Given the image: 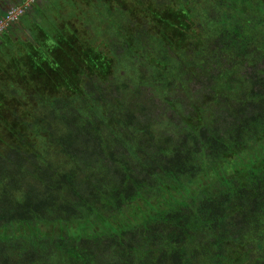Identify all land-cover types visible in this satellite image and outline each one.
<instances>
[{
    "label": "trees",
    "instance_id": "1",
    "mask_svg": "<svg viewBox=\"0 0 264 264\" xmlns=\"http://www.w3.org/2000/svg\"><path fill=\"white\" fill-rule=\"evenodd\" d=\"M51 2L0 36V264H264V0Z\"/></svg>",
    "mask_w": 264,
    "mask_h": 264
},
{
    "label": "crops",
    "instance_id": "2",
    "mask_svg": "<svg viewBox=\"0 0 264 264\" xmlns=\"http://www.w3.org/2000/svg\"><path fill=\"white\" fill-rule=\"evenodd\" d=\"M52 2H53V0H52ZM13 3H16V0H3L2 4H1L2 8L0 9V11H2L5 15L6 12L13 6ZM49 7H51V6H49V4L46 1L45 2L41 1L39 3V5H37L29 13V19L30 20L27 24L28 28L25 29L22 27V29H16L15 33L13 34L14 38L16 40H18L20 38H24V40H26V41H32L36 35L35 24H44L46 22L45 19L48 18L46 16V12H48ZM54 12L55 11L53 10L51 13V11L49 10V13H50L49 17L52 15V17L55 21V19H57V17L55 15H57V14H55ZM52 17L50 18V21H48V25H47L48 27L50 26V22L53 23Z\"/></svg>",
    "mask_w": 264,
    "mask_h": 264
},
{
    "label": "built area",
    "instance_id": "3",
    "mask_svg": "<svg viewBox=\"0 0 264 264\" xmlns=\"http://www.w3.org/2000/svg\"><path fill=\"white\" fill-rule=\"evenodd\" d=\"M39 1L40 0H26L22 5L10 8L6 14L0 18V36L8 27L19 23L28 10Z\"/></svg>",
    "mask_w": 264,
    "mask_h": 264
},
{
    "label": "rangeland",
    "instance_id": "4",
    "mask_svg": "<svg viewBox=\"0 0 264 264\" xmlns=\"http://www.w3.org/2000/svg\"><path fill=\"white\" fill-rule=\"evenodd\" d=\"M54 13H56V12H54ZM66 14H68V11H65L63 15L65 16ZM76 15H77V17H78V16L80 15V13L76 12ZM51 16H52V15H51ZM65 17H66V16H65ZM27 20L29 21L30 19L27 18ZM52 20H53V24H54V19H53V17H52ZM51 28H52V26H51ZM9 167L11 168L12 171L14 170V169H13V168H14L13 166L10 165ZM12 171H11V172H12Z\"/></svg>",
    "mask_w": 264,
    "mask_h": 264
}]
</instances>
